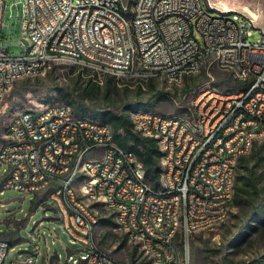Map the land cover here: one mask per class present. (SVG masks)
Instances as JSON below:
<instances>
[{
	"label": "built area",
	"instance_id": "2783aa9c",
	"mask_svg": "<svg viewBox=\"0 0 264 264\" xmlns=\"http://www.w3.org/2000/svg\"><path fill=\"white\" fill-rule=\"evenodd\" d=\"M6 3L0 0V33ZM19 3L21 53H11L9 41L0 40V105L7 81L23 70L39 74L42 64L51 68L56 63L54 52H70L66 62L98 75L108 77L105 67L117 66V83L179 77L195 70L197 60L229 68L231 73L251 74V81H237L245 83L243 93L223 94L210 86L197 98L205 109L204 122H198L201 137L190 136L182 115L167 120L137 112L140 134L163 138V151H168L170 180L165 189L148 187L143 163L108 136V123L79 120L62 101L54 102V108L44 106L43 116H36V108L25 109L6 136L15 139V147L0 151V167H8L2 189L51 190L42 203L53 208L71 243L79 244V249L70 250L68 262L138 264L139 251H146L148 264H185L195 227L220 224V214L226 210L222 201L232 200L229 187L236 151L245 152L255 134H264V29L261 38L250 41L259 28L252 17L208 0H139L132 18L117 15L116 0L14 4ZM194 107L190 122H196ZM77 160L93 168V178L79 171ZM100 205L114 208V215L105 216H110L115 230L137 238L131 260L93 244V237L99 236L92 230V218L103 216L92 215L91 207ZM41 234L39 230L37 236ZM11 246L0 231V264H6ZM174 251L183 253L182 263H175ZM35 254L39 252L33 246L31 255L9 264H36Z\"/></svg>",
	"mask_w": 264,
	"mask_h": 264
},
{
	"label": "rangeland",
	"instance_id": "374dc122",
	"mask_svg": "<svg viewBox=\"0 0 264 264\" xmlns=\"http://www.w3.org/2000/svg\"><path fill=\"white\" fill-rule=\"evenodd\" d=\"M15 1L7 0L5 25L0 33V40L9 41L10 52L19 54L21 53L19 41L22 35V20L17 14L21 3L15 5ZM123 1L128 3L132 0ZM208 1L220 8L240 11L255 18L259 28L254 30L250 41H256L262 37L264 0ZM11 14H13L12 17H10ZM197 35L201 40V35ZM192 75L194 76H191L193 78L189 81L183 79L181 83L176 84L163 78H154V88L148 84L151 80L143 84L139 79L117 83L116 78H113L114 83L107 87V76L98 75L77 63L57 62L40 74L20 78L5 95L0 105V147L9 140H6L9 123L16 114L29 108L41 109L54 102H66L63 96L67 93H72L73 99L79 100L89 108L108 106L115 108L136 101L148 103L154 111L178 117L182 115L183 119L194 125L195 122H190L189 115L192 114V107L195 106L201 92L210 89V86L231 91L242 85L237 82L233 72L210 65L205 60L200 71ZM139 85H142L141 89ZM191 87L194 89L187 91ZM196 115L195 106L194 120ZM256 140L255 147L245 154L248 162L238 171L244 183L247 182L248 175L253 174L258 189L254 193L249 191L244 194L241 203L233 204L226 220L196 231L193 237L194 264H262L264 262V224L262 222L264 136ZM7 168L6 165L0 167V188L6 177ZM245 188L249 189L247 185ZM50 193V189L41 193L23 192L14 188L0 190V231H4V236L12 243L6 264L17 257L25 258L31 255L33 246H36L39 252L38 255H34V258H38L36 264H72L67 259L69 252L79 249V244L71 243L69 234L54 218L53 208L42 203ZM99 212L106 218L102 208ZM41 220L43 224H36ZM39 230L42 231L41 237L37 236ZM52 230L56 234L53 235ZM96 231L101 245L112 250L118 258L131 260L132 252L135 253L137 244L131 242L125 233L115 230V224L98 221ZM55 253L60 254L61 258L50 261V257ZM139 253L138 257L142 256L140 251ZM81 254L76 252L75 256L80 257Z\"/></svg>",
	"mask_w": 264,
	"mask_h": 264
},
{
	"label": "bare ground",
	"instance_id": "6f19581e",
	"mask_svg": "<svg viewBox=\"0 0 264 264\" xmlns=\"http://www.w3.org/2000/svg\"><path fill=\"white\" fill-rule=\"evenodd\" d=\"M138 5H139V0L129 1L128 3H125V7H124V1L123 0H116L117 15L125 16V18H132V16L136 15V10H138ZM253 19L256 22L255 18H253ZM54 61H56V63L57 62L70 61V52H54ZM202 63H203V60H197L195 70L190 71V72H183L181 74V76H179V77H173L171 75H163L160 77H152V79L163 78L170 83H175V84L181 83L186 76L199 72ZM48 68H50L49 64H42L41 65V71H39V74L46 71ZM222 69L229 71V68H222ZM232 72L235 75V77L242 82L251 81V74H246L244 71H232ZM105 74L109 75V76H113L116 78V75H118V67L117 66L105 67ZM33 75H37V74L31 73L30 70H23V73L14 76V80L7 81L6 84L4 85L3 91L1 92V102L16 80H18L22 77L33 76ZM136 79H139V78L127 79V81H133ZM206 91H210V89H207ZM243 92H245V83H242V85L235 90L223 91V94H238V93H243ZM203 93L201 92L199 97ZM64 104L69 106V109L71 110V113L74 114L75 118H77L79 120L86 121V122L102 123L100 121L93 120V119H91L87 116H84L82 114L80 115V114L76 113L75 110H73L69 104H67V103H64ZM195 106H196L197 115H196V122L194 123V125L190 124L187 120H185L183 118H182V123H187V130H190V136L191 137H201V136H203V129H201V127L198 125V122H204L205 109H203L202 106H198V99L195 103ZM45 108H54V103L45 106ZM23 112H24V110L21 111L20 113L16 114L11 119V121L9 123V131L15 129L17 119L19 118L20 115H23ZM137 112H141L143 114L157 115L158 117L166 118L167 120H175L176 118H179L178 116L164 114V113H161L158 111H154L152 109L132 110L130 113L131 122L133 124L134 129L140 133H141V124L138 123V121H137ZM43 113H44V108L36 109V116H43ZM106 132H108V136L115 137L113 129L108 124H106ZM261 136H264V134H255L253 139L248 143V145H246L245 152L236 151V154L233 157V165L231 166V179H230V187H229V197L230 198L233 197V193H234L233 192L234 180L236 177V171H237V166L239 164L238 163L239 159L242 155L246 154L252 148L256 139L261 137ZM156 139L158 140L159 147H160L161 151L163 152V156H162V181H161V185L159 188H156V187L154 188L148 180H147V183H148V187H150L151 189H165L166 183H169V180H170V163H168V151H163L164 150L163 138H156ZM14 147H15V139H9L7 142L2 144V146L0 147V151H6V148H14ZM124 152H132V151L124 148ZM132 155L137 156L134 152H132ZM77 167H78L79 171H85V177L86 178H93V168H86V161L85 160H77ZM231 201L230 200H223L222 201V208H226V210H224V212L220 214V222H222L228 218L229 213H230ZM101 208L105 211V213H106V214L104 213L105 215H114V208H112L108 205H100V206H96V207H91V214L96 215V216H102V214H100V212H99V209H101ZM99 218L100 217L92 218V230H94L95 235H97L96 224L98 223ZM106 218L110 219V216H106ZM213 225H216V224L198 225L195 227V233L199 229L208 228V227H211ZM128 239L131 242H134L137 244V238H129L128 237ZM93 244L101 245L98 241V237H93ZM190 245L192 246V251H185V264H194L193 263V237L190 238ZM140 252L142 253V256L138 257L139 263L140 262H145V263L148 262V256L146 254V251H140ZM174 260H175V263H182L183 253L181 251H174Z\"/></svg>",
	"mask_w": 264,
	"mask_h": 264
},
{
	"label": "trees",
	"instance_id": "16d2710c",
	"mask_svg": "<svg viewBox=\"0 0 264 264\" xmlns=\"http://www.w3.org/2000/svg\"><path fill=\"white\" fill-rule=\"evenodd\" d=\"M191 76H194V75L186 76L184 78V81H189V79L193 78ZM113 78L115 79V77L113 76L107 77L106 79L107 87H110L114 83ZM206 78L208 80L207 76ZM237 81H240V80L237 79ZM15 82L13 83V85L15 84ZM148 84L151 85V88H154L155 86L153 79H151V81ZM141 86L142 85H139L140 89L142 88ZM193 89L194 88L191 87V88H188L187 91H190ZM63 99L66 101L64 103L69 104L72 107V109L75 110L76 113L80 115L82 114L84 116H87L96 121H100L102 123H108V125H110L114 131L117 143L123 148L134 152L138 156L141 163H143L147 180L151 183V185L154 188L160 187L161 181H162L163 152L161 151L159 147L158 140L156 138L144 136L140 134V132L134 129L133 124L130 119V112L132 110L151 109L148 103H142L140 101H136V102L124 104V105H121L115 108H112L111 106L103 107V108H94V107L89 108L85 106L83 103H81L79 100L73 99L72 93H67L66 95L63 96ZM256 142L257 140L254 142L251 150L255 147ZM241 162L244 164H242ZM247 162H248V159L245 157V154L242 155L239 159V162H238L239 164L237 166L236 177L234 180L235 192H234V187H233L234 193H233L232 201L230 203V207L233 204L241 203L242 197L247 192L251 191L252 193H254L258 189L257 181L253 174L248 175L246 183L242 181L243 177L239 174L238 170H240L241 167L244 168L245 163ZM160 176H161V180H160ZM235 181H236V184H235ZM245 185H247L249 189L245 188ZM0 190H2V187L0 188ZM262 220L264 224V216ZM100 221L105 224H114L113 221L109 218L101 217ZM17 238L15 240H17ZM139 264H147V263L140 262ZM262 264H264V262Z\"/></svg>",
	"mask_w": 264,
	"mask_h": 264
},
{
	"label": "water",
	"instance_id": "95a60500",
	"mask_svg": "<svg viewBox=\"0 0 264 264\" xmlns=\"http://www.w3.org/2000/svg\"><path fill=\"white\" fill-rule=\"evenodd\" d=\"M54 258H59V254L55 253L50 257V261H52Z\"/></svg>",
	"mask_w": 264,
	"mask_h": 264
},
{
	"label": "crops",
	"instance_id": "0c3cea01",
	"mask_svg": "<svg viewBox=\"0 0 264 264\" xmlns=\"http://www.w3.org/2000/svg\"><path fill=\"white\" fill-rule=\"evenodd\" d=\"M101 218V217H100ZM100 218H99V220L98 221H100ZM96 228H97V224H96Z\"/></svg>",
	"mask_w": 264,
	"mask_h": 264
}]
</instances>
